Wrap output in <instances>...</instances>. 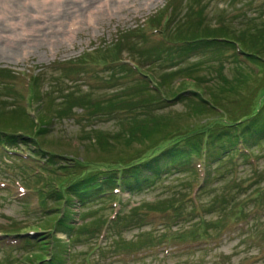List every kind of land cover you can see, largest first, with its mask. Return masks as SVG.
Here are the masks:
<instances>
[{"label":"rangeland","instance_id":"obj_1","mask_svg":"<svg viewBox=\"0 0 264 264\" xmlns=\"http://www.w3.org/2000/svg\"><path fill=\"white\" fill-rule=\"evenodd\" d=\"M14 1L11 3L17 9L16 20L30 13L29 7L23 11L21 0L17 3ZM94 1L109 4L108 0ZM110 1L111 4L115 1V4L120 5L118 0ZM195 1H198L200 9L189 14L186 8ZM252 2L129 0L130 10L121 11L117 8L102 14H94L90 7L87 10L84 6L81 11L82 22L79 24L81 30L77 31L74 27L72 30L70 27L67 29V23L74 19L68 15L60 16L52 22V27L60 19L64 20V31H70L68 34L63 32L61 39L65 41H54L50 35L46 38L38 37V34L46 30L37 31V42L35 39L29 42L31 46L28 48V57L22 54V44L16 39H5L4 35H8L10 30L12 34L16 30L9 26L3 27L7 23L0 20V108L5 107L0 111V116L6 112L12 113L11 107L19 104L32 118L38 114L46 117V121L41 124L45 131L41 135L37 134L36 139L43 145L45 153L56 156L60 165L73 164L72 161L83 158L95 160L101 159L97 156L128 153L130 148L124 146L116 148L112 153L97 150L96 143L90 138L97 132L105 134L119 131V115L107 113L88 118L87 108L80 106V102H75L72 96L88 95L102 99L116 94V90L122 92L121 87L129 86L131 79L122 77V70L137 66L135 63L138 64V60L143 61L134 51L145 53L157 44L159 31L153 30L155 27L146 26L147 19L164 8L168 9L169 4L177 5L171 22L176 19L182 23L187 17L190 22L198 21L202 26L208 23L220 27L221 24V28L227 32L235 30L234 34H239L241 28L254 22L264 23V15L258 11L256 13ZM58 4L51 3L46 11ZM90 13L93 18L88 25V19L85 18ZM138 27H143V33L134 31ZM69 35L73 38L66 40ZM116 40L120 41L118 50L110 53L109 47ZM203 54L195 52V55H191L192 60L184 63V70L188 69L193 58ZM204 56L216 63L210 54ZM83 57L86 59L81 66L72 64ZM231 61L233 59L224 60V73L229 78L236 77L232 74L236 65ZM143 63L138 66L148 72L174 70L163 69L158 64L149 65L146 61ZM200 68L201 74L208 78L215 74L202 66ZM217 70L220 73L221 69ZM178 78H174V84L179 82ZM230 82L233 84L234 80ZM32 84H36V90H32V93L38 90L43 95L42 100L38 92L31 96V105L26 99ZM248 90L241 91L236 98L239 97L240 102L246 101ZM67 101L71 103L70 108H67ZM164 106H168L164 111L180 113L182 117L186 113L182 103L166 102ZM63 107L66 112L58 113ZM20 154L21 159L8 158L0 151V264H28L25 259L27 248L19 249L22 241L18 239L32 233V229H39L43 221L47 220L37 208L38 198L33 189V181L23 177L21 171L30 168L27 174L31 180L40 176V188L43 182L53 180L54 175L46 179V175H41L43 170H37L41 165V157L39 159L24 148ZM250 163L251 167L240 164L237 173L225 178L206 175L209 176L208 183L202 190L198 187L204 173L199 172L202 168L198 165L194 166V175L193 172L191 175L190 172L164 175L163 182L151 187L140 191H124L120 193L119 202L115 201L117 205L96 203L95 199L86 200L85 205L80 207L71 204V224L75 229L89 227L97 221L101 223L102 218L107 222L106 225L104 222L103 227L96 226L93 232L84 234L81 231V235L76 234V230L68 231L65 228L55 232L56 240L64 242L63 246L67 250L64 253L65 264H264V157ZM99 167L103 168L100 162ZM45 205L54 208L53 202H46ZM167 208L173 211L178 209L179 213L161 212ZM114 217L115 224L111 222ZM44 232H48V229ZM8 242L14 244L9 247ZM28 251H33L32 247Z\"/></svg>","mask_w":264,"mask_h":264},{"label":"trees","instance_id":"obj_2","mask_svg":"<svg viewBox=\"0 0 264 264\" xmlns=\"http://www.w3.org/2000/svg\"><path fill=\"white\" fill-rule=\"evenodd\" d=\"M197 2L188 5L186 10L189 14L200 9ZM252 3L255 4L256 13L258 11L264 15V0H253ZM168 7L147 20L146 26L159 31L157 44L145 53L134 51L143 61L138 60L139 63H135L137 66L122 70V77L131 79L129 86L121 87L122 92L116 90V94L102 99L88 95L72 96L75 102L87 108L88 118L107 113L119 115V131L97 132L90 137L96 143L97 150L112 153L124 146L130 148V152L97 156L101 159L95 160L83 158L73 162L67 159L73 164L60 165L56 156L45 153L43 145L36 139L37 134L45 131L41 124L46 117L38 114L32 118L19 104L11 107L12 113L6 112L0 116L1 153L8 158L21 159V149H28L39 159L42 158L37 169L43 170L41 175H46V179L54 175L53 180L43 182L40 188V176L31 180L27 174L30 168L21 171L23 177L36 185H33V189L38 198L37 208L47 219L43 221L44 224L41 223L39 229L42 231L38 235H24L21 239L19 249L27 248L25 259L28 264H65L64 253L67 250L64 242L56 240L55 232L65 228L68 231L76 230V234L81 235V231L84 234L93 232L96 226L104 225L102 218L101 223L93 222L90 228L75 229L71 224L73 219L69 207L73 203L80 207L85 205L86 200L95 199L96 203L105 202L110 206L108 202H119L120 193L124 191L151 187L163 182L164 175L181 172H190V175L193 172L194 175V166L198 165L204 173L201 185L198 184L200 190L208 183L209 176L206 175L225 178L237 173L240 164L251 167L250 162L264 157V23L254 22L241 28L239 34H234L235 30L227 32L221 28V24L220 27L208 23L202 26L198 21L190 22L187 17L182 23L176 19L171 22L177 5L169 4ZM141 30L143 27L134 31L143 33ZM119 42L116 40L108 51L114 53L118 50ZM195 52L204 54L193 58L188 69L184 70V63L192 60L191 55H195ZM206 54H210L217 64L205 59L208 58L204 56ZM85 57L72 64L81 66ZM227 59H233L230 63L236 65L232 71L236 77L229 78L224 73V60L226 62ZM144 61L149 65L158 64L163 69L174 70H164L163 73L144 71L141 70ZM200 66L209 72L214 71V76L208 78L202 75ZM218 68L221 69L220 73ZM177 77L180 83L174 84L173 80ZM231 79L234 80L233 84ZM245 89H249L246 91L249 93L248 101L240 102L236 97ZM36 93L31 92L28 100ZM38 94H41L42 100L43 93ZM163 101L182 103L186 110L184 117L180 113L164 111L168 106L165 107ZM70 107L71 103L67 101V108ZM4 108H0V111ZM65 112L63 107L58 113ZM99 162L103 168H97ZM49 201L54 203V208L45 205ZM169 209L172 208L165 210ZM174 212L179 213L178 209ZM45 228L48 232H44ZM39 229L32 230L36 232ZM30 247L33 251L29 252Z\"/></svg>","mask_w":264,"mask_h":264},{"label":"bare ground","instance_id":"obj_3","mask_svg":"<svg viewBox=\"0 0 264 264\" xmlns=\"http://www.w3.org/2000/svg\"><path fill=\"white\" fill-rule=\"evenodd\" d=\"M3 1L4 2L0 0V20L6 21L7 23L3 25V27L9 26L11 27V29L14 28V30H16L15 33L13 34L12 31L10 30L9 34L4 35V37L7 41L16 39L18 43L22 44L21 45L22 54L26 55V57L30 55V53L28 52V48L31 45L29 44V42L33 41L34 39L35 42H37V31L41 32L43 29L46 30L44 33L38 34V37L46 38L48 35H50L49 37L53 38L54 41L57 40L65 41L61 39L63 38V32L65 34H68V32L70 31L69 30L67 32L64 31V25H63L64 20L60 19L61 21H59V23L55 24L54 27H52V22L55 19H58L60 16L68 15L69 17L74 19V20H70L67 23V29L68 27H70V29L72 30L74 27L75 30L79 31L82 29V27H80L81 25H79L80 22H82L81 18L83 17V14L81 13L82 8L86 7V9L88 10L90 7L94 14H99V13L102 14V12L104 11H113L117 8L120 9L121 11L130 10L129 0H118L117 2H120V5L119 3L115 4L114 0H113L114 3L112 4L110 0H108L109 4L105 2L102 3L100 1L96 3L94 0H21L20 2L23 11L27 9V7H29L31 10L29 14H26V16H21L20 20L19 19L16 20V18L18 17V15H15L17 9L16 7L13 8V5L11 3L12 0H3ZM17 1L19 0H15L14 3H17ZM54 2H58L59 4L54 6L53 9L46 11V7L50 6V4ZM32 8H35V10H32ZM133 11H135V9ZM47 16L48 18H46ZM92 18H93L92 13H90V15L89 14L86 15L85 19H88L87 22L88 25L89 23L92 22ZM47 21L49 22L46 24ZM39 24L40 26L37 27L36 25ZM47 29L50 30L47 31ZM72 38L73 36L69 35V37L66 40H70ZM49 41L50 40H48V42Z\"/></svg>","mask_w":264,"mask_h":264}]
</instances>
